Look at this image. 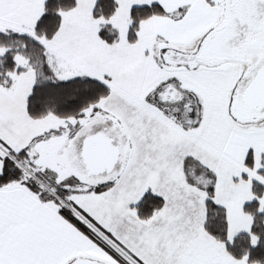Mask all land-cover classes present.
Here are the masks:
<instances>
[{
	"label": "snow or ice",
	"instance_id": "snow-or-ice-1",
	"mask_svg": "<svg viewBox=\"0 0 264 264\" xmlns=\"http://www.w3.org/2000/svg\"><path fill=\"white\" fill-rule=\"evenodd\" d=\"M0 264H264V0H0Z\"/></svg>",
	"mask_w": 264,
	"mask_h": 264
}]
</instances>
